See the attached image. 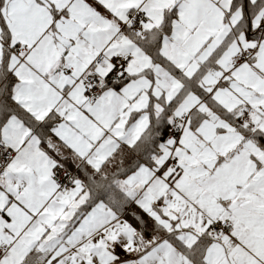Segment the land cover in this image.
<instances>
[{
    "label": "snow or ice",
    "instance_id": "snow-or-ice-1",
    "mask_svg": "<svg viewBox=\"0 0 264 264\" xmlns=\"http://www.w3.org/2000/svg\"><path fill=\"white\" fill-rule=\"evenodd\" d=\"M0 264H264V0H0Z\"/></svg>",
    "mask_w": 264,
    "mask_h": 264
}]
</instances>
